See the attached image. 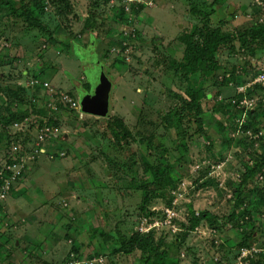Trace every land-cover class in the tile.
<instances>
[{"label": "rangeland", "instance_id": "1", "mask_svg": "<svg viewBox=\"0 0 264 264\" xmlns=\"http://www.w3.org/2000/svg\"><path fill=\"white\" fill-rule=\"evenodd\" d=\"M45 3L46 12L39 19L63 45H52L38 29L29 30L22 20L12 24L7 13L0 14V113L11 106L26 111L29 118L22 129L0 124V166L15 163L23 157L21 151L29 154L20 179L7 199L0 201V264H66L72 254L79 264H145L140 250L113 252L123 239L121 235L138 230L155 232L180 264H192L194 259L199 264H264V213L219 230L203 222L186 240H180L188 223L189 204L196 212L208 209L219 217L233 212L234 190L247 165L255 160L253 153H264V121L257 130H240V126L235 130L226 119L229 111L225 115L213 111L219 101L226 110L239 90H244L240 87L254 82L264 71V42L251 53L236 40L233 48L221 53L224 67L236 70L229 84L216 88L210 78L194 76L210 94L203 100L210 140L198 133L193 116L186 112L170 129L163 118L181 111L185 83L171 67L172 60L179 61L183 54L180 36L205 13L213 16L215 23L224 19L221 27L225 32L262 25L264 0ZM194 7L199 12L194 13ZM87 19L89 24L94 22V30ZM66 44H70L69 52ZM99 68L105 69L112 81L111 113L107 116L86 113L80 105L83 92L91 91L97 83ZM26 69L30 71L24 78ZM33 76L47 83V87H39L37 96L36 88L30 87ZM9 90L15 91L13 96ZM22 93L23 101L15 98ZM56 94L71 102L60 101L57 107L53 102ZM260 97L244 98L241 103L255 108ZM34 107L45 108L57 121L59 136L40 138L43 116ZM231 108L238 116L236 121L240 117L243 124L248 122L246 109ZM219 122L225 128H220ZM25 136L27 141L22 143ZM151 139L165 143L176 156V186L167 187L165 196L149 205L156 215L140 209V186L151 179L141 158ZM38 142L49 154L36 153L32 160ZM211 179L212 185L196 189L197 182ZM245 186L264 188V174L251 178ZM253 226L256 236L240 247L245 231ZM15 239L20 240L17 247Z\"/></svg>", "mask_w": 264, "mask_h": 264}, {"label": "trees", "instance_id": "2", "mask_svg": "<svg viewBox=\"0 0 264 264\" xmlns=\"http://www.w3.org/2000/svg\"><path fill=\"white\" fill-rule=\"evenodd\" d=\"M46 1L53 2L55 0ZM104 1L109 2L110 0ZM45 5V0H0V14L7 13L11 19L10 23L12 24H14V22L17 23L18 20H22V22L27 25L29 30L33 28L38 29L42 34L47 36V41L52 45H63L64 42L57 38L53 32L48 30L47 26L39 19V16H43L46 12ZM69 9H71V7H69ZM214 9H212V12ZM192 11L194 13L199 12L196 7L192 8ZM88 20L89 19H87L88 27H90L91 30H94V22L89 24ZM223 24L224 19H220L218 23H215L213 21V16L205 13V15L202 16V18L193 26L191 30L185 31L180 36V40L184 44L183 54L179 61L172 60L171 67L174 70V73L180 76L181 81H183L185 85L180 99L181 111L175 112V114L168 113L163 116L166 124L165 127L167 129L176 127L179 124V118L181 115H183V113L186 112L193 116L198 133L210 140L203 115V100L205 98H209L210 94L202 85H200V83L195 81L196 78H194V76L198 75L205 76V78H210L209 81L216 88H218V84L221 83L229 84V82H231V80L235 77L236 70L234 68L233 70H229L228 68L224 67V64H222L220 60L221 53L225 49L230 50L233 48V42L236 40L241 43L242 48H249L248 51L251 53H254L257 45H259L261 42H264V22L262 25L255 24L237 32H225L221 27ZM69 47L70 44L69 46L68 44L65 45V48H67L68 52ZM261 73L262 71L259 72L257 77ZM219 77L221 80L218 79ZM41 85L42 84L38 83L35 87H32L36 88V96L39 92V87H43ZM77 85H80V83H77ZM21 88L17 87L16 89ZM85 88L89 89L90 84L86 82ZM240 88H244V90H239V93L233 97L237 99H234L232 102L230 101L228 106L225 107L226 110H224V102L219 101L213 111L222 115H225V113L229 111L227 113L226 119L235 130L238 128V126H240V130H243L242 127L244 129L254 128L257 130V127L261 125L262 121H264V101L262 100V98H264V83L250 81V83L245 84ZM218 91L220 92L219 89ZM14 92L15 91L11 92L9 90L8 93L9 95L13 96ZM15 95L17 94L15 93ZM21 95L22 96L15 98H20V100L23 101L22 98H24V94L22 93ZM259 95H261V101L255 108H248L245 104L241 103L242 99L244 98H254ZM243 101H246V99ZM231 106L233 109L239 108L242 110H247L246 112L248 115V122H246V124H243L240 121V117L236 121L237 118L234 117L238 116L232 113ZM4 109L5 112L0 113V124L3 125V128L12 127L15 122H21L28 117L26 111H15L11 108V106H6ZM34 109L36 113H39L43 116V118L40 119V125H42L45 121H47L51 126L58 125L57 121H55L51 116L47 115L45 108L34 107ZM110 113L111 110L109 109L108 113L105 115H110ZM230 116H232V118H230ZM117 121L121 123L119 119ZM218 124L220 128H225L222 122H219ZM119 126H123V124L121 123ZM128 134L130 135L129 131ZM261 140L264 141V138L262 137ZM16 141L18 140L16 139ZM26 141L27 138L25 136L22 139V143H25ZM207 147L211 149V144L207 145ZM146 149L147 152L145 156L141 158L143 161L142 168L145 172H149L151 174V179L144 180L143 184L140 186V189L143 191L140 209L147 215H156V212L152 211L149 205L154 199L164 197L166 193L165 189L167 187L176 186V168L174 164L176 162V156L174 155L172 149H170L162 141L156 142L151 139L147 141ZM30 151L32 150L30 149L29 152ZM47 151L48 150L46 149V152ZM26 153L28 152L24 150L21 151L20 154L21 156L27 157L29 154L26 155ZM40 154L49 153L40 152ZM31 155L33 156L32 160L36 159V152L34 154L31 152ZM253 155L255 160L252 162V164L248 163L250 165H247V169L243 174L244 178L242 182L234 190L235 196L232 199L234 207L233 212L227 216L219 217L208 209L202 212H196V210L193 208V205L189 204L188 223L184 224L185 227L184 231L181 233L182 238L180 240H186L189 234L196 231L203 222L207 223V225H209L212 229L219 230L222 226L239 222L244 217L252 218L253 216L264 213V188L254 187L247 189L245 186V184H247L251 178L258 174L264 173V153L255 152ZM12 163L13 162H10L9 164ZM5 168V166H0V170H5L4 177L11 175L12 172L10 170H6ZM22 171L18 175L16 181L20 179V176L23 173ZM2 183L3 180L0 179V185ZM213 183V179L201 183L197 182L196 189L212 185ZM13 186L9 191V194L11 193ZM168 203L170 204V201ZM255 228L256 227L253 226L249 232L245 231L244 240L240 242V247L247 246L249 243L248 240H250L251 237L256 236ZM118 232L119 234L122 233L120 230H118ZM102 234L103 236H106V234ZM110 237L112 238L113 236L110 235ZM121 237L123 239L119 242V244H115L117 246H115L113 250L114 253L130 254L136 250H140L143 255L141 258L145 264H180V261L177 257L171 256L170 250L168 249L165 241L162 238H158L155 232L141 233L138 230L129 236L121 235ZM119 238L117 239L119 240ZM17 240L20 243L19 239H15V247H17ZM71 256L72 255L68 256L67 261L72 259ZM192 264H199L198 259H194Z\"/></svg>", "mask_w": 264, "mask_h": 264}, {"label": "built area", "instance_id": "3", "mask_svg": "<svg viewBox=\"0 0 264 264\" xmlns=\"http://www.w3.org/2000/svg\"><path fill=\"white\" fill-rule=\"evenodd\" d=\"M254 82H261L264 83V71L255 79ZM42 84L44 87H47V83H43L42 81H39L36 78H31L30 81V87H35L36 84ZM29 87V86H28ZM54 99L53 102L56 104V106L58 107V104L60 101H67V102H71L70 98H61L58 94H56V96L54 95ZM58 101V102H57ZM52 107V110H57V107L53 104H50ZM73 105V103H72ZM29 121V118L24 119L21 122H15L11 128H15V129H22L24 126H26L27 122ZM40 134V138L43 139L44 136L46 137H57L60 135V127L59 126H51L48 124L47 121H45L41 126H40V130L39 133ZM37 147L35 148V152L36 153H48V151L46 152V148L45 146L41 145V143H36ZM50 157L52 158L53 155L51 154ZM24 158L27 157H21L20 159H15V163L12 164H6L5 165V169L6 170H10L12 172L11 175L9 176H5V170L2 169L0 170V179L3 180V183L0 185V201L5 200L8 195H9V191L11 190L12 186L15 184V181L18 177V175L21 173V171L24 169L25 167V162H24ZM33 158V156H32ZM140 230L142 231V228H140ZM72 259L70 261H68L66 264H79V262H75L74 261V254H72Z\"/></svg>", "mask_w": 264, "mask_h": 264}, {"label": "water", "instance_id": "4", "mask_svg": "<svg viewBox=\"0 0 264 264\" xmlns=\"http://www.w3.org/2000/svg\"><path fill=\"white\" fill-rule=\"evenodd\" d=\"M91 91L83 92L81 106L86 113L104 116L110 109L112 81L105 69L99 68L97 80ZM19 244V241H16Z\"/></svg>", "mask_w": 264, "mask_h": 264}, {"label": "crops", "instance_id": "5", "mask_svg": "<svg viewBox=\"0 0 264 264\" xmlns=\"http://www.w3.org/2000/svg\"><path fill=\"white\" fill-rule=\"evenodd\" d=\"M0 64H1V61H0ZM29 71H30V70H27V69L24 70V72H23V76H24V78H25V76H27V74L29 73ZM21 80H22V79H21ZM27 118H28V117H27ZM64 137H65V138L68 137V134H65Z\"/></svg>", "mask_w": 264, "mask_h": 264}, {"label": "clouds", "instance_id": "6", "mask_svg": "<svg viewBox=\"0 0 264 264\" xmlns=\"http://www.w3.org/2000/svg\"><path fill=\"white\" fill-rule=\"evenodd\" d=\"M262 174H264V173H262Z\"/></svg>", "mask_w": 264, "mask_h": 264}]
</instances>
